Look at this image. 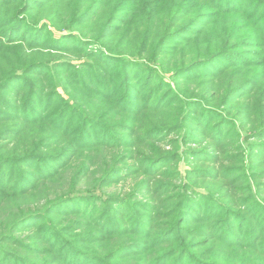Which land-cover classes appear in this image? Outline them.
Masks as SVG:
<instances>
[{"label": "trees", "instance_id": "16d2710c", "mask_svg": "<svg viewBox=\"0 0 264 264\" xmlns=\"http://www.w3.org/2000/svg\"><path fill=\"white\" fill-rule=\"evenodd\" d=\"M0 264H264V0H0Z\"/></svg>", "mask_w": 264, "mask_h": 264}, {"label": "rangeland", "instance_id": "374dc122", "mask_svg": "<svg viewBox=\"0 0 264 264\" xmlns=\"http://www.w3.org/2000/svg\"><path fill=\"white\" fill-rule=\"evenodd\" d=\"M129 187V184L128 183H119V184H116L110 188H108V192L110 193H122L123 190H126L127 188Z\"/></svg>", "mask_w": 264, "mask_h": 264}]
</instances>
